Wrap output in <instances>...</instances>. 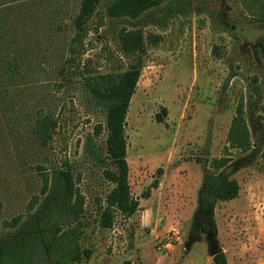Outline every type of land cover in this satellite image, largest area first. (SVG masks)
I'll list each match as a JSON object with an SVG mask.
<instances>
[{"label":"rangeland","instance_id":"1","mask_svg":"<svg viewBox=\"0 0 264 264\" xmlns=\"http://www.w3.org/2000/svg\"><path fill=\"white\" fill-rule=\"evenodd\" d=\"M77 1L62 0L61 16L68 25ZM263 3L192 0L190 10L172 17L166 27L149 23L142 28L146 52L125 126L130 191L139 205L130 217L116 214L109 228L99 225L97 208L110 184L83 163V140L100 118L81 102L80 71L86 75L128 67L132 57L121 51L117 37L123 25L97 12L69 64V51L62 54L61 49H69L70 26L51 44L42 39L36 20L31 21L23 37L21 76L0 86L14 101V108H4L6 113L0 115V222L23 211L38 191V183L32 182L38 174L15 163L24 143L13 141L25 139L28 114L34 117L45 94L57 108L60 125L50 147L37 155L54 166L70 165L80 174L78 188L85 196L82 245L92 254L76 264H211L213 239L228 264H264ZM153 34L160 35L156 45L147 40ZM49 47L56 58H51ZM240 101L251 150L230 154L237 160L251 153L253 160L233 174L238 196L215 204L216 230L208 239L194 227L204 164L195 159L221 156ZM161 107L166 116L157 122L154 116ZM158 167L163 168L158 186L148 198L141 197Z\"/></svg>","mask_w":264,"mask_h":264},{"label":"trees","instance_id":"2","mask_svg":"<svg viewBox=\"0 0 264 264\" xmlns=\"http://www.w3.org/2000/svg\"><path fill=\"white\" fill-rule=\"evenodd\" d=\"M191 4L192 0H78L68 25L61 16L62 0H0V86L21 76L23 37L33 20H36L42 39L51 44L55 37L66 35L70 26L69 49H61L62 54L69 51V64L73 60L71 54L86 33L88 21L97 12L119 19L123 25L117 37L121 51L132 57L128 67L118 72L86 75L80 71L81 102L91 115L100 118L83 140V163L88 168H96L98 177L110 184L103 198L98 199L97 215L101 227H111L118 213L130 217L139 205L130 191L125 122L141 75L142 55L146 52L142 28L149 23L166 27L172 17L187 13ZM261 20L264 21V13ZM159 38L158 34L147 36L153 45ZM49 51L51 58H56L57 53L51 47ZM63 66L64 63L59 71L63 72ZM5 92L0 91V115L6 113L4 108H14V101H9ZM40 100L42 104L36 108L34 117L28 114L25 139L13 141L15 145L24 143L15 163L38 174L32 180L38 183V191L31 195L23 211L0 222V264H76L92 254L82 245L86 220L85 196L78 188L80 174L75 175L70 165L54 166L50 160L39 159L37 155L50 147L60 125L52 98L43 94ZM166 112V108L161 107L154 119L163 122ZM9 130L14 132V125ZM233 150L241 153L251 150L242 101L235 106L221 156L209 161L201 157L195 159L197 163H204L194 217V227L201 232L215 233V204L238 196L240 186L233 174L252 163L251 153L233 160L230 154ZM261 155L264 157V149ZM162 173V167L156 168L155 178L141 197H149L151 188L158 186ZM211 242V264H228L224 251L214 239Z\"/></svg>","mask_w":264,"mask_h":264},{"label":"water","instance_id":"3","mask_svg":"<svg viewBox=\"0 0 264 264\" xmlns=\"http://www.w3.org/2000/svg\"><path fill=\"white\" fill-rule=\"evenodd\" d=\"M125 125H126V122H125ZM211 235H214V233H212V234H211V232H208V233H207L208 239H209V237H210ZM211 254H212V253H211Z\"/></svg>","mask_w":264,"mask_h":264},{"label":"crops","instance_id":"4","mask_svg":"<svg viewBox=\"0 0 264 264\" xmlns=\"http://www.w3.org/2000/svg\"><path fill=\"white\" fill-rule=\"evenodd\" d=\"M138 84V83H137Z\"/></svg>","mask_w":264,"mask_h":264}]
</instances>
